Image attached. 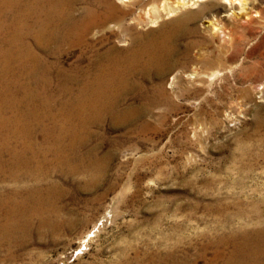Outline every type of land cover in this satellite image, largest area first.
<instances>
[{
    "label": "rangeland",
    "instance_id": "rangeland-1",
    "mask_svg": "<svg viewBox=\"0 0 264 264\" xmlns=\"http://www.w3.org/2000/svg\"><path fill=\"white\" fill-rule=\"evenodd\" d=\"M217 1L194 24L191 59L183 57L191 38H183L174 69L153 68L148 79H134L143 87L130 91L122 107L139 113L126 122L104 114L80 149L93 152L88 164L52 178L65 193L55 218L78 226L40 236L36 221L25 246H0V264H209L218 252L232 254L236 241L256 245L264 230V0H256L255 12L233 34L216 39L213 19L231 24L226 1ZM9 2L22 8L20 0ZM160 23H133L132 35L157 42ZM105 32L92 37L100 51L109 41L132 47L117 41L119 31ZM80 53L64 47L62 66H82ZM92 159L98 165H89ZM6 180L0 178L2 192L31 183Z\"/></svg>",
    "mask_w": 264,
    "mask_h": 264
},
{
    "label": "bare ground",
    "instance_id": "bare-ground-1",
    "mask_svg": "<svg viewBox=\"0 0 264 264\" xmlns=\"http://www.w3.org/2000/svg\"><path fill=\"white\" fill-rule=\"evenodd\" d=\"M9 1L0 0V178L31 183L14 191L0 190V246L22 247L31 237L36 221L40 236L72 231L78 226L79 222L66 220L61 215L60 220L55 218L60 213L58 200L65 193L52 178L57 174L67 178L86 165V155L91 156L92 151L85 155L80 149L91 138V124L99 123L104 114L126 122L139 113L129 105L122 107L130 91L143 87V83L134 79L139 75L148 79V71L153 68L160 73L170 71L182 59L179 43L183 38H191L183 55L191 59L196 46L192 37L198 31L194 25L196 20L211 5L220 2L20 0L22 8L17 9ZM219 1H226L228 10L225 12L229 14L225 17L231 24L213 19L209 28L216 39L228 32L233 34L238 24L255 12L258 2ZM166 16L171 18L169 22H164ZM133 23L134 27L160 23V39L152 43L139 42V36L132 35ZM106 30L119 31L117 41L121 38L124 45L132 42V47L118 49L108 40L109 47L100 51L101 47L92 37L105 34ZM64 47L81 50L78 58L82 66H62ZM50 58L56 60L51 62ZM223 59L222 55L217 58L219 63ZM217 75L218 72L212 74ZM178 78L176 73L173 83ZM89 165H98V161L92 159ZM96 177L92 176V180L98 183ZM255 241V246L236 241L232 254L225 256L218 252L208 263L264 264V230L258 232ZM160 264L185 263L163 259Z\"/></svg>",
    "mask_w": 264,
    "mask_h": 264
}]
</instances>
